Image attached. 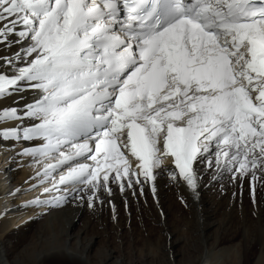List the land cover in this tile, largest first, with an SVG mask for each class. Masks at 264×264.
<instances>
[{"label":"snow or ice","instance_id":"6c2138e0","mask_svg":"<svg viewBox=\"0 0 264 264\" xmlns=\"http://www.w3.org/2000/svg\"><path fill=\"white\" fill-rule=\"evenodd\" d=\"M0 152L33 170L22 207L108 197L116 224L113 187L155 200L165 173L185 207L217 185L255 204L264 0H0Z\"/></svg>","mask_w":264,"mask_h":264},{"label":"bare ground","instance_id":"6f19581e","mask_svg":"<svg viewBox=\"0 0 264 264\" xmlns=\"http://www.w3.org/2000/svg\"><path fill=\"white\" fill-rule=\"evenodd\" d=\"M5 155L0 152V213L7 211L0 215V258L10 264H170L173 259L175 264H264V189L259 184L255 204L247 184L242 197L239 188L220 195L217 185L201 189L198 204L189 200L188 207L179 202L166 173L155 181V200L147 186L143 197L137 190L135 201L131 191L122 195L113 187L110 199L118 216L125 200L130 209L124 222L119 218L114 224L108 197L95 216L71 204L22 207L40 191H24L29 187L24 181L34 174L30 167L5 176ZM16 188L22 191L8 195Z\"/></svg>","mask_w":264,"mask_h":264},{"label":"rangeland","instance_id":"374dc122","mask_svg":"<svg viewBox=\"0 0 264 264\" xmlns=\"http://www.w3.org/2000/svg\"><path fill=\"white\" fill-rule=\"evenodd\" d=\"M134 201H135V200H134ZM120 205H121V204H120ZM86 207H87L86 204L82 207V208L86 211V213L89 214V215H90V214H93V213H91L90 210H89L88 208H86ZM133 208H134V207H132L131 209H133ZM86 209H87V210H86ZM109 209H110V208H109ZM139 209H140V208H135V210H137V211H138ZM129 210H130V209H129ZM154 211H156V210L153 209V212H154ZM156 213H157V212H156ZM121 214H124V215L121 217V216H120ZM93 215H94V214H93ZM120 215L118 216V219L120 218V219L122 220V222H124V219H125V217H126L125 211H121V212H120ZM94 216H95V215H94ZM106 216L109 218V214H106ZM154 219H155V218H153V216L150 217V221L153 222ZM150 226H153V224L150 225ZM158 227H159V225H155V226H154L155 229L159 230ZM138 228H139V225L137 224V225H136V229L138 230ZM154 228H153V229H154ZM160 228H161V227H160ZM155 229H154V230H155ZM163 231H164V230H163Z\"/></svg>","mask_w":264,"mask_h":264}]
</instances>
